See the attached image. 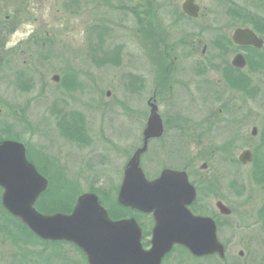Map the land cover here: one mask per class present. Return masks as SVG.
<instances>
[{
    "label": "rangeland",
    "instance_id": "1",
    "mask_svg": "<svg viewBox=\"0 0 264 264\" xmlns=\"http://www.w3.org/2000/svg\"><path fill=\"white\" fill-rule=\"evenodd\" d=\"M184 1L69 0L66 4L61 0H0V21H4V15L19 14L20 17L18 23L0 24V38H6L4 42H8L9 47L20 37L27 36L29 31L39 37L37 41L40 43L46 39L44 48L27 45L26 48L33 50L30 60L28 49L24 57L17 55L7 61L6 67L2 66L0 57V141L22 143L27 159L48 181L50 194L45 193L46 189L37 200L36 209L39 205L51 206L58 199L55 193H59L63 212L69 211L77 197L93 193L111 217L117 218L126 212H121L116 205L115 196L122 167L141 143L136 134L139 128L136 122L148 117L149 109L144 102L128 108L126 67L95 70L98 57L90 52L96 41L95 27L97 22L106 26L110 22L116 23L117 12L122 11L119 7H133L139 15L141 6L149 4L155 9L162 5L166 12V35L172 43L171 38L177 41L181 33L178 24H170L169 15L172 19L178 15L177 20L183 21L181 6ZM229 1L233 0H195V3L206 13L218 11ZM65 5L68 10H65ZM174 8L176 13L171 10ZM82 26L87 29L85 36L88 40L84 48L89 52L84 56L83 64L79 55ZM130 33L131 30L124 35L119 30L115 31L123 41L128 40ZM66 63L70 68L69 76L62 75L61 71ZM134 63L140 66V59L132 61ZM18 74L24 80L17 78ZM55 75L59 77L57 82L53 80ZM129 117L133 119L132 145L128 141ZM159 146L156 140L151 142L140 160L146 177L153 178L164 167L184 168L193 162L187 173L192 174L190 176L197 180L201 189L194 211L215 220L218 239L228 246L224 261L219 258L196 259L175 248L161 264H244L248 257L239 258L241 248L238 241L242 226L251 220L243 219L245 211L238 208V194L233 198L232 193H237L235 187L238 183L234 171H223L222 158L218 156L212 158V170L201 171L199 167L206 157L195 156V161L191 162L189 159L194 156L180 157L177 162L173 161L175 158L163 156ZM210 175L214 177L212 182L216 194L208 199L203 192L205 183L202 179L209 182ZM222 180L230 187L227 202L232 214L221 217L215 212L214 203L215 197L226 196V193H221ZM2 208L0 189V264H86L83 254L72 245L46 242L26 234ZM129 217L143 228L142 243L148 247L152 226L150 216L133 211Z\"/></svg>",
    "mask_w": 264,
    "mask_h": 264
},
{
    "label": "flooded vegetation",
    "instance_id": "2",
    "mask_svg": "<svg viewBox=\"0 0 264 264\" xmlns=\"http://www.w3.org/2000/svg\"><path fill=\"white\" fill-rule=\"evenodd\" d=\"M61 1L67 4L69 0ZM67 7L65 5V10H68ZM119 8L122 11L117 12L116 23L110 22L106 26L97 22L95 27L96 41L90 48V52L98 57L95 70L126 67L129 83L128 108L132 109L139 102H144L149 110L151 105H155L158 109L162 133L159 137L148 141L147 149L149 144L156 140L160 144L162 155L172 160L175 158L173 161L179 162L180 157L194 156L193 160L189 159L191 162L195 161V156H203L206 160L199 169L207 171L209 168L212 170V158L218 156L222 158L223 171L226 173L227 170L232 173L234 171L238 183L236 182L235 187L237 193H232L233 198L238 194V208L242 209V212L245 211L242 217L251 220L240 230L238 242L241 250L238 256L248 257L244 264H264V0H242L241 3L239 0H233L221 6L218 11L209 10L206 13L198 6L195 17L186 15L181 6L183 21L177 20L178 15L174 16L175 20L169 15V19L172 20L170 24H178L181 33L177 41H174L176 38H171L172 43L166 35V12L162 5L155 9L149 4L141 6L139 15L133 7ZM171 10L176 13V8ZM207 17L209 20H202ZM19 18V14L11 17L4 15V21H0V24L7 22L11 24L13 21L18 23ZM123 22L126 24L122 26ZM82 28L79 55L83 64L84 56H88L89 52L84 48L88 40L85 36L87 29L83 26ZM117 30L123 35L131 30V35L128 40L123 41L122 36H116ZM5 39L0 38V57L3 67H6L7 61L17 55L24 57L28 49L27 45L32 47L40 45L44 48L46 44V39L42 43L38 42L39 37L32 31H29L27 36L20 37L12 47L8 46V42H4ZM31 50L28 49L30 51L28 60L33 55ZM137 58L140 59V66L136 63L132 64ZM61 71L64 76L71 75L67 63ZM17 78L24 80L19 74ZM53 80L59 81L58 75L53 76ZM147 118L149 116L142 118L141 122H136L138 124L136 126H139L136 134L141 142L136 150L143 146ZM132 120L129 117L130 145L133 141ZM127 162L122 167L117 192ZM192 164L178 169L164 167L153 178H146L156 179L166 169L184 172L196 193L195 200L189 208L194 215L205 216L199 211V213L194 211L200 200L201 189L197 180L190 176L192 174L187 173ZM213 178L210 175L209 182L207 179H202L205 183L203 192L208 199L216 194ZM222 182L221 193L222 195L226 193V196L215 197L214 203L215 212L221 217L217 204L230 210V213L224 216L232 214V208L227 202L230 187L225 181ZM117 192L115 203L122 210L121 212L124 210L126 212L114 218L103 207L112 221L131 219L132 217L129 216L133 209L117 203ZM145 215L150 216L153 222L151 214ZM210 218L213 220L212 217ZM141 229L143 239L144 230L142 227ZM151 230L149 246L146 248L150 247ZM66 244L72 245L82 253L74 244ZM222 245L226 256L228 246L223 243ZM175 248L189 253L181 246H174L172 251ZM170 253L164 256L161 263ZM83 256L87 264L86 257L84 254ZM194 258L219 257L213 255Z\"/></svg>",
    "mask_w": 264,
    "mask_h": 264
},
{
    "label": "water",
    "instance_id": "3",
    "mask_svg": "<svg viewBox=\"0 0 264 264\" xmlns=\"http://www.w3.org/2000/svg\"><path fill=\"white\" fill-rule=\"evenodd\" d=\"M194 0H185L184 13L197 15ZM143 146L127 162L117 203L123 207L152 214L150 248L142 246V229L135 219L112 221L96 194L85 193L75 202L70 214H42L37 199L48 181L28 161L22 143L0 141L1 203L10 215L19 219L38 239L65 241L77 246L88 264H161L174 246L184 247L194 257L225 256L217 237L216 224L210 217L196 216L190 206L196 193L184 172L164 170L148 180L140 166L141 156L150 139L162 133L158 109L151 105ZM222 215L230 210L217 204Z\"/></svg>",
    "mask_w": 264,
    "mask_h": 264
},
{
    "label": "trees",
    "instance_id": "4",
    "mask_svg": "<svg viewBox=\"0 0 264 264\" xmlns=\"http://www.w3.org/2000/svg\"><path fill=\"white\" fill-rule=\"evenodd\" d=\"M49 193L50 194V190L48 191V189H47V191L45 192V193ZM47 193V194H48ZM57 196H58V199L57 200H54V203L51 205V206H48V207H42V206H38L39 208H37V210L38 211H40V212H42V213H46V214H55V213H57V212H62V213H70L71 212V208H72V206H73V204L71 205V207H70V209H69V211H65V212H63V210H62V201L60 202V199L61 198H59V197H61V195L59 194V193H55ZM44 195V194H43ZM42 195V196H43ZM62 210V211H61ZM3 211L6 213V214H8L4 209H3ZM9 215V214H8ZM11 216V215H10ZM12 217V216H11ZM13 219H15V218H13ZM17 222H18V224H19V226H20V228H21V230L22 231H24V232H26V234H29V235H32V236H34L28 229H26V227L24 226V225H22L21 224V222L18 220V219H15Z\"/></svg>",
    "mask_w": 264,
    "mask_h": 264
}]
</instances>
